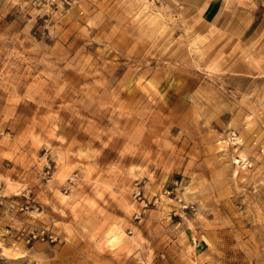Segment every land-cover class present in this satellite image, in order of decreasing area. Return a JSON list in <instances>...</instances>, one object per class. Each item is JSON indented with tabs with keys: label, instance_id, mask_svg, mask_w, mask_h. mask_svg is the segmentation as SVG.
I'll return each mask as SVG.
<instances>
[{
	"label": "rangeland",
	"instance_id": "1",
	"mask_svg": "<svg viewBox=\"0 0 264 264\" xmlns=\"http://www.w3.org/2000/svg\"><path fill=\"white\" fill-rule=\"evenodd\" d=\"M263 144L264 0H0V264H264Z\"/></svg>",
	"mask_w": 264,
	"mask_h": 264
},
{
	"label": "built area",
	"instance_id": "2",
	"mask_svg": "<svg viewBox=\"0 0 264 264\" xmlns=\"http://www.w3.org/2000/svg\"><path fill=\"white\" fill-rule=\"evenodd\" d=\"M232 137H234V136H232ZM234 138H235V137H234ZM235 141H236V140H235ZM235 141H234V143H235ZM259 150H260V152H262V153L264 154V144L260 146ZM236 162H237V163H238V162H243V163H244V161H243L242 159H240V157L238 158V161H236ZM244 164H247V163L245 162Z\"/></svg>",
	"mask_w": 264,
	"mask_h": 264
},
{
	"label": "bare ground",
	"instance_id": "3",
	"mask_svg": "<svg viewBox=\"0 0 264 264\" xmlns=\"http://www.w3.org/2000/svg\"><path fill=\"white\" fill-rule=\"evenodd\" d=\"M231 140H232V141H235V140H237V138H236V137H235V138H234V137H232V139H231ZM234 161H235V162H236V161H238V158H236V157H235V158H234Z\"/></svg>",
	"mask_w": 264,
	"mask_h": 264
}]
</instances>
